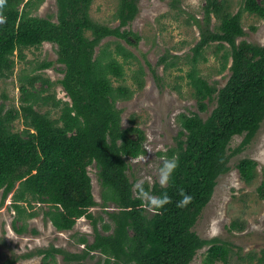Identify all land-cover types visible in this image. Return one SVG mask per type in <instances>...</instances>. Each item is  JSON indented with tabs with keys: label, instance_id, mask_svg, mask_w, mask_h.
<instances>
[{
	"label": "trees",
	"instance_id": "obj_1",
	"mask_svg": "<svg viewBox=\"0 0 264 264\" xmlns=\"http://www.w3.org/2000/svg\"><path fill=\"white\" fill-rule=\"evenodd\" d=\"M40 1L28 0L23 8L20 4L24 0L0 1V74L13 67L12 56L17 49L54 42L58 45L57 60L65 65L60 82L70 101L62 106L60 116L53 118L35 107L33 92L23 85L28 103L22 106L27 126L22 133L12 129L19 112H4L0 106V192L4 201L14 191L12 206L19 217L37 214V201L47 206L45 213L59 230L72 229L86 217L94 225L95 238L83 252L53 245L42 249L43 260L33 264H55L48 259H54L55 252L64 253L67 264H75L95 250L106 256V264H189L207 243L208 255L226 263L231 252L229 242L204 239L194 225L212 198L218 177L230 170L232 138L244 134V147L264 119V45L237 42L245 33L241 11L225 12L226 0H207V13L218 16L220 24L217 29L209 24L202 27L194 61L210 43L217 41L218 50L227 43L230 48L222 54L221 70L229 68L231 74L217 89L195 65L187 72L200 109L207 110L215 94L217 105L207 117L197 112L181 115L176 144L168 151V158L178 160L171 180L165 186L155 183L152 188L142 183L144 196L166 192L170 197L149 216L145 197L135 194L128 176V159L146 152L144 137L137 127H122V111L115 105L118 97L133 93L128 85L113 83V77H124L125 63L113 54L105 60L95 56L96 46L107 36L130 41L132 32L121 28L138 13L137 0H120L117 27L92 19L93 0H56L57 20L31 14L27 7H36ZM242 10L264 17V0H245ZM117 53L124 59L133 56L123 45L118 46ZM93 163L99 170L105 204L114 201L119 205V210L110 214L114 228L109 233H102L97 226L103 216L92 212L98 204L89 174ZM256 165V160L248 157L239 161L237 167L246 182L256 177ZM180 189L192 196L185 207L176 205ZM258 189L264 198V182ZM103 228L109 230L111 226L105 222ZM80 240L88 241L86 236ZM16 262L11 258L2 264Z\"/></svg>",
	"mask_w": 264,
	"mask_h": 264
},
{
	"label": "rangeland",
	"instance_id": "obj_2",
	"mask_svg": "<svg viewBox=\"0 0 264 264\" xmlns=\"http://www.w3.org/2000/svg\"><path fill=\"white\" fill-rule=\"evenodd\" d=\"M26 1L20 4L21 8ZM119 3L120 0H93L90 15L101 24L117 27L120 24L117 16ZM137 3L139 10L135 18L121 28L132 32L130 41L115 35L107 36L96 46L95 56L105 60L113 54L125 63L124 77H113V83L128 85L133 93L127 98L118 97L115 105L122 111L123 128L137 127L142 131L146 149L140 156L128 159V176L132 183L139 179L152 188L159 183L158 168L169 159L168 151L176 144L181 115L197 112L207 117L217 105L215 94L207 110L200 109L187 72L195 65L201 76L217 89L221 88L231 74L229 68L221 70L222 54L230 45L225 43L218 50L219 43L212 42L194 61V49L201 39L202 27L209 24L217 29L220 24L218 16L207 13V0H137ZM244 4L245 0L225 2V12L241 11L245 33L237 37V42L245 40L264 45V17L242 10ZM27 9L32 15L57 20L56 0H42L36 7ZM87 34L91 35V32ZM119 45L131 51L133 56L124 59L117 53ZM12 58L13 67L0 74V106L4 112L10 109L19 112L12 122V129L22 133L27 127L22 106L28 103L24 101L23 85L33 92L35 107L53 118L60 116L62 106L70 101V97L60 82L65 65L57 60L56 43L45 41L38 46L17 49ZM244 137V134H237L232 138L228 150L233 152L230 170L218 177L214 194L194 225V230L204 239L218 238L229 242L228 261L223 263L211 258L207 243L197 250L189 264H264V198L258 189L264 182V119L251 141L242 147ZM245 157L257 162L256 177L250 183L241 177L237 167ZM98 171L95 163L89 166L93 193L98 201L92 212L95 216H103L97 226L102 233H109L114 228L110 214L117 212L119 205L114 201L105 204ZM13 194L14 191L3 201L0 192V264L11 258L17 259L15 264L41 262L45 253L40 250L52 245L71 252H83L94 240L95 228L90 219L82 217L72 229L59 230L45 213L48 207L39 201L35 205L37 214L19 217V212L12 206ZM144 197L147 200L150 193ZM22 204L29 208L25 202ZM146 213L151 216L154 210L146 208ZM105 222L111 226L109 230L103 228ZM21 227L23 229L19 230ZM82 236L88 241H81ZM54 255V259L48 258L49 262L67 264L64 253L55 252ZM74 263L106 264V256L95 250L79 263Z\"/></svg>",
	"mask_w": 264,
	"mask_h": 264
},
{
	"label": "clouds",
	"instance_id": "obj_3",
	"mask_svg": "<svg viewBox=\"0 0 264 264\" xmlns=\"http://www.w3.org/2000/svg\"><path fill=\"white\" fill-rule=\"evenodd\" d=\"M147 150L152 151L151 148H148ZM177 167H178V160L175 156L169 159H165L158 168L159 184L162 186L167 185L171 180V177ZM132 189L138 196H140L141 199H144V189L141 180L137 179L132 184ZM179 192H180V199L176 201V205L177 207H185L191 202L192 196L191 194L186 193L184 189H180ZM169 200L170 197L167 195L166 192L160 196L153 195L146 200L147 208L149 211H152L156 208L163 207L166 203L169 202Z\"/></svg>",
	"mask_w": 264,
	"mask_h": 264
}]
</instances>
